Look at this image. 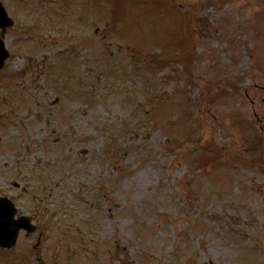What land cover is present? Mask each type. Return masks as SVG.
Listing matches in <instances>:
<instances>
[{"label":"rangeland","instance_id":"rangeland-1","mask_svg":"<svg viewBox=\"0 0 264 264\" xmlns=\"http://www.w3.org/2000/svg\"><path fill=\"white\" fill-rule=\"evenodd\" d=\"M0 2V264H264V0Z\"/></svg>","mask_w":264,"mask_h":264},{"label":"water","instance_id":"water-1","mask_svg":"<svg viewBox=\"0 0 264 264\" xmlns=\"http://www.w3.org/2000/svg\"><path fill=\"white\" fill-rule=\"evenodd\" d=\"M9 23L10 19L0 4V27H6ZM5 57L6 53L0 41V66ZM15 214L16 209L12 202L5 197L0 198V248H12L21 229L28 233L35 231V227L30 224L27 217L19 216L15 219Z\"/></svg>","mask_w":264,"mask_h":264},{"label":"flooded vegetation","instance_id":"flooded-vegetation-1","mask_svg":"<svg viewBox=\"0 0 264 264\" xmlns=\"http://www.w3.org/2000/svg\"><path fill=\"white\" fill-rule=\"evenodd\" d=\"M22 192H25L24 190Z\"/></svg>","mask_w":264,"mask_h":264}]
</instances>
